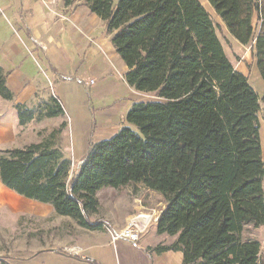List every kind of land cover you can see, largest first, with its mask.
<instances>
[{
	"label": "trees",
	"instance_id": "trees-1",
	"mask_svg": "<svg viewBox=\"0 0 264 264\" xmlns=\"http://www.w3.org/2000/svg\"><path fill=\"white\" fill-rule=\"evenodd\" d=\"M64 1L103 20L128 67L127 84L159 100L137 102L126 114L138 132L124 125L110 139L91 138L72 173L60 143L66 122L38 143L0 148L4 187L99 231L103 222L91 218L100 211L98 193L141 185L166 203L158 235L176 237L147 249L150 255L180 252L182 264H264L261 243L242 235L246 225L264 226L261 99L227 57L213 16L200 0ZM208 1L235 41L254 43L264 83V0ZM7 78L0 67V97L14 102ZM13 106L20 127L65 116L55 96L37 109Z\"/></svg>",
	"mask_w": 264,
	"mask_h": 264
},
{
	"label": "crops",
	"instance_id": "crops-1",
	"mask_svg": "<svg viewBox=\"0 0 264 264\" xmlns=\"http://www.w3.org/2000/svg\"><path fill=\"white\" fill-rule=\"evenodd\" d=\"M200 1L206 11L221 20L208 8V0ZM3 18L10 34L5 38L0 30V67L7 74V86L14 93L15 101L7 102L0 97V148H22L35 143L27 137L29 127L36 123L45 122L50 128L60 126L64 120L57 117L20 127L13 106L26 104L37 109L55 96L68 119L61 147L67 157L80 164L89 149L91 135L94 134L93 143L115 136L126 124L124 114L138 102L135 97L142 94L127 84L128 67L112 46V35L103 20L91 14L87 6L70 8L64 0H0V23ZM5 39L8 40L5 42ZM39 59L50 71L52 82L36 74ZM236 71L246 75L241 69ZM105 98H111L109 105L100 102ZM93 101L97 104L95 108ZM31 129L34 132L35 128ZM108 189L98 193L101 206L96 215L105 218L106 229L89 231L79 228L71 219L58 217L52 206L25 199L7 189L0 180V208H7L9 215L16 219L18 215L29 214L42 221H57L52 228L42 224L38 230L42 236L38 239L28 229L25 247L17 237L13 255L0 258V264L1 261L6 264H91L92 261L182 264L180 252L147 253L149 248H156L158 244L170 246L176 240V237L158 235L156 224L137 243L123 239L112 241L113 234L120 232L133 216L141 212L159 216L166 203L160 194L141 185L122 191Z\"/></svg>",
	"mask_w": 264,
	"mask_h": 264
},
{
	"label": "rangeland",
	"instance_id": "rangeland-1",
	"mask_svg": "<svg viewBox=\"0 0 264 264\" xmlns=\"http://www.w3.org/2000/svg\"><path fill=\"white\" fill-rule=\"evenodd\" d=\"M78 6H76L75 8H77ZM208 8L213 11L210 5H208ZM213 19L217 25L218 37L221 43H223L224 45V49H225L227 57H229L235 70L241 69L242 71H245V74L249 79L250 85H252L254 89L258 92L259 98L261 99L260 101L261 110L258 116H259V123L261 127L260 141H262V156L264 159V83L262 81L259 70H257L256 68V61L253 56V48H252L254 43H251V45L249 46H244L240 44L239 42L235 41L232 38V36L229 34L227 29L225 28L224 23L221 20H218L216 16H214ZM3 20H2L3 24L0 23V30L2 31V34L4 35V37L8 38L10 34V30H9L8 24H6L7 21L5 20L3 21ZM253 27L255 28V32L259 28L257 21H255V19L253 21ZM6 40L8 39H5V42ZM38 62L40 65H39V68H37L36 74H39V76H41V78H43L46 82H48V79L50 80V82H52L53 79H52V76H50V71L46 67V64L42 62L40 59L38 60ZM116 79L117 81H119L118 76H116ZM52 84H50V86H52ZM141 93L142 94L140 95L138 94V96L135 97L136 101L138 102H152L153 100H159L156 93H144V92H141ZM110 100L111 98H105L100 102H102V104L109 105ZM95 101H93L94 108L97 105ZM126 114H124L125 117H126ZM117 118H119L118 115H117ZM62 119L64 120V122L67 123L68 119H66V116L62 117ZM125 125L129 126L133 131L138 132L137 129L134 126L129 125L127 121ZM43 126L44 127L46 126V128L41 129ZM31 128H35L34 132L32 131ZM57 128H59V126L53 127V128L47 127V124L45 122H43L42 125L41 124L38 125V123H36L32 125V127L31 126L29 127L31 131H28L27 140L28 141L35 140V143H38L40 140L47 137L54 129H57ZM119 132L115 134H118ZM93 136L94 134L91 135V138H93ZM63 139H64V134L62 135V139L60 140V143L62 145H63ZM77 166H78L77 163H74L73 161V168H72L71 173L74 170H76ZM263 184H264V181H263ZM128 187H130L131 189L133 188L132 186H128ZM101 199L103 203V199H104L103 196H101ZM151 214H154V212H152ZM93 218H94L92 219L93 221H98V219L101 220L104 225L103 229L104 230L106 229L105 220H104L105 218L101 216H97V217L93 216ZM56 223L49 222V221H42L38 217H35L32 215L30 216L29 214H27V216L18 215L15 219L14 216L12 217L11 215H9L7 208H0V258L2 257L5 258L8 255H13L14 253L13 245L15 244V247H16V245L18 244L16 240L17 237L19 238V243L23 244L24 245L23 247H25V244L27 243L29 239V236L27 233L31 232V234L36 239L41 238L42 235L38 231L39 229H41V225L44 224L46 227L52 228V226H55ZM65 224L66 223L60 222V225H65ZM68 228L69 226L66 229ZM244 228L245 230L242 234L243 238L252 239L254 241L257 240L258 242H260L262 245L261 252L262 254H264V226L254 227L252 225H246ZM28 229L30 230V232H28Z\"/></svg>",
	"mask_w": 264,
	"mask_h": 264
},
{
	"label": "built area",
	"instance_id": "built-area-1",
	"mask_svg": "<svg viewBox=\"0 0 264 264\" xmlns=\"http://www.w3.org/2000/svg\"><path fill=\"white\" fill-rule=\"evenodd\" d=\"M91 84H93V82H91ZM158 219L159 216L156 214L141 212V214L133 216L120 232L113 234L112 241L123 239L137 243L141 240L142 235L145 234L152 225L157 223Z\"/></svg>",
	"mask_w": 264,
	"mask_h": 264
}]
</instances>
